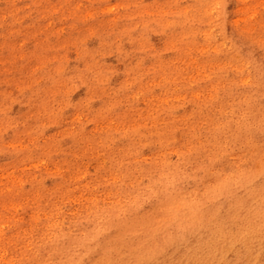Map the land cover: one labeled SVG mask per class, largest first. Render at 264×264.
I'll list each match as a JSON object with an SVG mask.
<instances>
[{
    "label": "rangeland",
    "instance_id": "1",
    "mask_svg": "<svg viewBox=\"0 0 264 264\" xmlns=\"http://www.w3.org/2000/svg\"><path fill=\"white\" fill-rule=\"evenodd\" d=\"M190 1L200 4L0 0V264L38 256L55 230L69 232L122 202L141 167L196 149L205 136L199 105L219 92L212 78L221 65L204 55L203 18L195 36L170 23L191 11ZM213 2L206 23L225 36L240 8L248 16L264 7ZM255 19L241 22L245 37L262 32Z\"/></svg>",
    "mask_w": 264,
    "mask_h": 264
},
{
    "label": "bare ground",
    "instance_id": "2",
    "mask_svg": "<svg viewBox=\"0 0 264 264\" xmlns=\"http://www.w3.org/2000/svg\"><path fill=\"white\" fill-rule=\"evenodd\" d=\"M199 2L170 20L193 36V23L203 18L204 55L214 53L221 65L212 78L219 92L199 105L205 136L196 149L179 152L173 163L141 167L122 202L69 232L55 230L38 256L15 264H264V7L246 16L241 5L240 19L228 22L225 36L213 32L214 22L206 23L213 0ZM247 18H256L259 35L244 36ZM238 51L243 55L236 60Z\"/></svg>",
    "mask_w": 264,
    "mask_h": 264
}]
</instances>
